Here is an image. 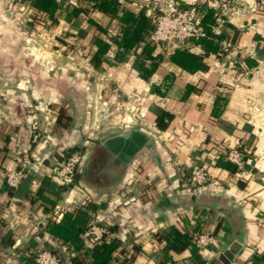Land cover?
<instances>
[{"label": "crops", "instance_id": "obj_1", "mask_svg": "<svg viewBox=\"0 0 264 264\" xmlns=\"http://www.w3.org/2000/svg\"><path fill=\"white\" fill-rule=\"evenodd\" d=\"M57 1L49 17L27 0H0V264H33L35 248L73 264L67 249L80 242L90 264L84 222L109 228V240L121 243L115 256L128 251L133 264H226L228 253L229 264H264V0H236L213 31L234 39L239 64L199 45L188 49L202 58L189 71L172 62L177 48L157 46L163 59L148 77L142 49L123 53L117 44L118 16L90 0ZM171 1L204 0H164L158 10ZM118 2L119 16L157 12L151 0ZM98 40L108 50L95 63ZM226 145L251 148L243 170L218 161ZM73 150L83 160L65 190L52 168ZM25 159L26 176L11 189L6 174ZM194 162L212 177L197 192L183 176ZM200 215L210 217L214 246L196 255L192 238L171 245ZM56 227L71 238L52 235Z\"/></svg>", "mask_w": 264, "mask_h": 264}, {"label": "built area", "instance_id": "obj_2", "mask_svg": "<svg viewBox=\"0 0 264 264\" xmlns=\"http://www.w3.org/2000/svg\"><path fill=\"white\" fill-rule=\"evenodd\" d=\"M164 0H151L153 10L157 12L149 14L152 20L154 29L151 32L148 42L155 46H161L163 49H181L188 50L195 46H199L198 42L202 39L208 38L207 32L201 24L202 19L208 14L210 9L215 11L214 17L216 19L215 25L212 27H219L229 17L230 13L237 11L236 0H214V4L210 5L206 0L199 2L192 7H179L175 2H166V6L158 10L160 4L164 5ZM209 39V38H208ZM219 51L217 56L219 59H229L233 65L240 63L241 57L234 39H216L214 41ZM41 139L40 133H35L34 143H38ZM251 148L247 145H239L232 147L229 145L223 146L218 161L225 160L243 170L245 159L249 157ZM83 160V152L81 150L71 151L65 159L57 162L52 168V174L63 185L65 190L73 188L77 184V171ZM29 160L25 159L21 166L15 171L6 174V181L11 189H16L20 186L22 180L26 176V169ZM186 188L197 192L201 191L205 186L212 181L211 174L208 168L194 162L191 167L183 174ZM210 221L209 215H200L190 229L192 242L196 255L206 249H210L215 244V237L205 231L206 226ZM260 225H264V214L258 219ZM195 225L197 229L195 230ZM87 230L83 237L86 243L92 245L101 243L105 238L111 237L108 229L96 224H86ZM132 247L130 242L124 244L123 249ZM128 252V251H127ZM67 255L70 259L75 257H84L85 251H76L73 248L67 249ZM130 255H132L130 253ZM29 258H32L33 264H65L61 257L55 252L47 249L35 248L30 252Z\"/></svg>", "mask_w": 264, "mask_h": 264}, {"label": "trees", "instance_id": "obj_3", "mask_svg": "<svg viewBox=\"0 0 264 264\" xmlns=\"http://www.w3.org/2000/svg\"><path fill=\"white\" fill-rule=\"evenodd\" d=\"M31 6L42 13L44 16L53 17L56 11L60 8V3L57 0H27ZM93 1V8L105 13L110 14L112 16H118L120 21L124 24V28L121 33L120 39L117 41V44L120 50L123 53H127L131 50H138L141 48V52L137 54V61L139 65V69L141 70L143 76H150L159 66L163 57L162 55H154L157 46L150 44L148 42V38L151 32L154 29V25L152 24V20L142 13L138 17H135L131 12L125 11L119 16V2L118 0H90ZM215 11L210 9L208 14L202 19L201 24L204 27V30L207 32L208 38L202 39L198 42L200 46H203L207 53L209 52H218L219 47L214 42L216 39H220L218 35H216L212 27L215 25ZM98 52L95 56V63L100 59V56L105 54L108 50V45L104 44L101 40L97 41ZM171 60L175 64L179 65L183 69L189 71H195L200 67V62L202 58L191 53L189 50H181L176 49L173 54H171ZM147 62H150L151 65H147ZM223 166L227 167L229 171L233 172L237 167L231 163H228L225 160L221 161ZM103 227V226H102ZM109 230V228L104 227ZM197 226L195 225V230ZM81 232L87 230L85 222L83 223V227L80 228ZM52 235L55 237H59L61 239H70L69 232L63 228L56 227L52 232ZM83 236V235H82ZM174 240L171 241V245H176L177 243L187 245L188 239H191V234L188 236L185 232L174 233ZM190 237V238H189ZM121 243L117 240L110 241L109 238H105L101 243L93 245V254L92 260L90 264H109L113 260H117L120 264H133V256L130 253L125 251L124 253L120 252L117 256H115V252L120 248ZM72 248L76 251H83L85 246L83 242L79 244L72 245ZM57 254V253H56ZM59 255V254H57ZM60 256V255H59ZM63 262L65 260L60 256ZM83 258L75 257L73 259H69L73 264H84Z\"/></svg>", "mask_w": 264, "mask_h": 264}, {"label": "water", "instance_id": "obj_4", "mask_svg": "<svg viewBox=\"0 0 264 264\" xmlns=\"http://www.w3.org/2000/svg\"><path fill=\"white\" fill-rule=\"evenodd\" d=\"M226 254H227V253H226ZM223 256H224V255H223ZM226 256H228L229 259H226V258H225V261H224V262H225L226 264H229V263L231 262V260H233V257H232L231 254H229V253H228Z\"/></svg>", "mask_w": 264, "mask_h": 264}, {"label": "rangeland", "instance_id": "obj_5", "mask_svg": "<svg viewBox=\"0 0 264 264\" xmlns=\"http://www.w3.org/2000/svg\"><path fill=\"white\" fill-rule=\"evenodd\" d=\"M25 5V4H24Z\"/></svg>", "mask_w": 264, "mask_h": 264}]
</instances>
